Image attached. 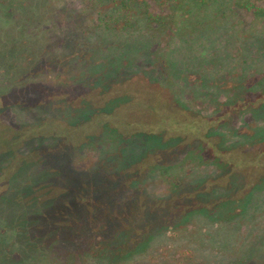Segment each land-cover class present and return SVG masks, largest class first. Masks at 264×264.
Here are the masks:
<instances>
[{
  "label": "trees",
  "instance_id": "16d2710c",
  "mask_svg": "<svg viewBox=\"0 0 264 264\" xmlns=\"http://www.w3.org/2000/svg\"><path fill=\"white\" fill-rule=\"evenodd\" d=\"M50 11L0 126L43 264H264V0Z\"/></svg>",
  "mask_w": 264,
  "mask_h": 264
},
{
  "label": "rangeland",
  "instance_id": "374dc122",
  "mask_svg": "<svg viewBox=\"0 0 264 264\" xmlns=\"http://www.w3.org/2000/svg\"><path fill=\"white\" fill-rule=\"evenodd\" d=\"M56 1L4 0L3 9L0 0V126H6L14 120V117L18 119L14 109L8 110L4 107L3 97L9 96V92L29 81L30 75L28 74L31 70V63H35L44 47L47 29L53 20L50 10ZM1 107L4 108L1 110ZM7 165L8 161L1 158L0 170L2 166L6 167ZM5 183L4 186L0 182V234L5 233L1 227L3 222L6 225L9 223L7 225L10 229L8 230L9 234L5 235H9L12 241L5 245V240H2L0 251L5 253L9 264L19 262L21 264H43L41 254L45 253L40 250L34 237L28 233L30 226L26 224L24 209L18 205L14 212H10L8 204H10L11 198L13 199L12 184L8 181ZM8 189L6 198L2 197L1 195ZM15 230L21 232V236H17L14 233ZM0 264H2L1 258Z\"/></svg>",
  "mask_w": 264,
  "mask_h": 264
},
{
  "label": "flooded vegetation",
  "instance_id": "af4514ba",
  "mask_svg": "<svg viewBox=\"0 0 264 264\" xmlns=\"http://www.w3.org/2000/svg\"><path fill=\"white\" fill-rule=\"evenodd\" d=\"M1 2H2V7H3V9H4V6H3V3H4V0H1ZM4 14V13H3ZM3 16H5V15H3ZM2 16V17H3ZM2 168H3V166H2ZM6 168V167H5ZM2 174V171H0V175ZM2 197H4V194L3 195H1ZM9 205V204H8ZM5 224V225H4ZM7 225H9V223L7 224ZM6 225V223H4L3 222V224H2V230L5 232L4 234H0V244H3V242H2V240H5V245H7V244H10V242L12 241V239H10L9 238V235H5V234H9V231L8 230H10L9 228H8V226ZM8 237V238H7ZM7 238V239H6ZM0 258H1V260H2V264H4V263H6V264H9V259L7 258V256L5 255V253L3 252V251H0Z\"/></svg>",
  "mask_w": 264,
  "mask_h": 264
}]
</instances>
